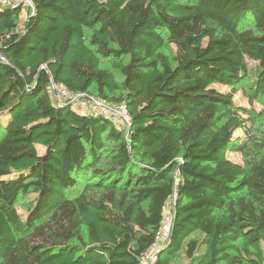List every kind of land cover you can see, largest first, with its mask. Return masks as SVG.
Returning a JSON list of instances; mask_svg holds the SVG:
<instances>
[{
    "label": "trees",
    "instance_id": "1",
    "mask_svg": "<svg viewBox=\"0 0 264 264\" xmlns=\"http://www.w3.org/2000/svg\"><path fill=\"white\" fill-rule=\"evenodd\" d=\"M29 1L0 4V264H264V0Z\"/></svg>",
    "mask_w": 264,
    "mask_h": 264
},
{
    "label": "built area",
    "instance_id": "2",
    "mask_svg": "<svg viewBox=\"0 0 264 264\" xmlns=\"http://www.w3.org/2000/svg\"><path fill=\"white\" fill-rule=\"evenodd\" d=\"M30 3L29 0H0V4L12 5L14 3ZM0 59L4 60L2 56ZM51 97L54 103H64L73 108L85 112L89 115L97 114L110 119L114 124L121 128H128L130 124V114L124 102L111 104L105 98L94 96L85 92H70L60 83L51 82L49 86ZM171 222L169 212L164 213L162 227L155 236L156 241H160L166 236ZM157 246V244H156ZM153 264L156 260L154 253L147 254L144 258Z\"/></svg>",
    "mask_w": 264,
    "mask_h": 264
},
{
    "label": "rangeland",
    "instance_id": "3",
    "mask_svg": "<svg viewBox=\"0 0 264 264\" xmlns=\"http://www.w3.org/2000/svg\"><path fill=\"white\" fill-rule=\"evenodd\" d=\"M27 3V2H26ZM22 16H25V11H22ZM88 34L86 33V36ZM162 52L164 54H166L167 56H169L170 58L173 57L174 53H175V46L172 43H168L166 42L165 46L162 48ZM127 59H124V62H126ZM101 65L107 68H110V60L108 59H102ZM113 73L115 75V78L120 80L122 77L120 75V73L116 70H113ZM214 88L220 90V91H227L229 90V88L227 86L221 85V84H213L212 85ZM234 99L236 100V102L242 106H246L249 107V103L246 99V97L241 93V90L238 88V91L234 94ZM252 107H254L257 110H260L264 107V103L260 102V101H255L252 104ZM251 128L254 132L256 133H260L262 134V132H264V116H259L257 117L253 124L251 125ZM125 129V128H123ZM227 157L232 159L235 162H240L241 161V154L238 151H235L233 153H228ZM28 197H24L22 199V201H19L15 206L18 209L19 212H21L24 216H26L27 211H26V205L25 202L28 201ZM172 207V201H168L166 207H165V213L170 212V209ZM197 238V234L193 233L189 236V238ZM184 264H189L188 261L184 260L183 261Z\"/></svg>",
    "mask_w": 264,
    "mask_h": 264
},
{
    "label": "water",
    "instance_id": "4",
    "mask_svg": "<svg viewBox=\"0 0 264 264\" xmlns=\"http://www.w3.org/2000/svg\"><path fill=\"white\" fill-rule=\"evenodd\" d=\"M126 131L128 132V129Z\"/></svg>",
    "mask_w": 264,
    "mask_h": 264
}]
</instances>
